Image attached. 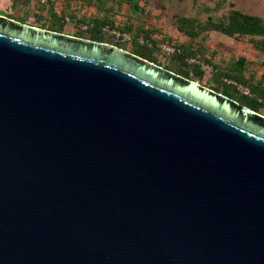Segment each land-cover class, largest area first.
<instances>
[{
    "label": "water",
    "instance_id": "95a60500",
    "mask_svg": "<svg viewBox=\"0 0 264 264\" xmlns=\"http://www.w3.org/2000/svg\"><path fill=\"white\" fill-rule=\"evenodd\" d=\"M0 264H264V114L0 14Z\"/></svg>",
    "mask_w": 264,
    "mask_h": 264
},
{
    "label": "rangeland",
    "instance_id": "374dc122",
    "mask_svg": "<svg viewBox=\"0 0 264 264\" xmlns=\"http://www.w3.org/2000/svg\"><path fill=\"white\" fill-rule=\"evenodd\" d=\"M136 1L139 8L134 10L122 0H0V13L47 29L64 23L63 33L84 38L89 30H80L75 22L105 16L111 25L104 29V42L116 41L118 46L131 52L135 48L138 53L139 47H145L155 63L222 94L230 93L238 102L248 99L246 96L255 97L261 102L258 112L264 114V36L227 35L215 29L227 24L234 11L258 16L264 22V0ZM49 8L55 14L65 12L69 20L57 21ZM128 24L131 40H116L113 32L122 31V27L127 32ZM162 44L180 47L181 53H167ZM185 57L204 61L206 68Z\"/></svg>",
    "mask_w": 264,
    "mask_h": 264
},
{
    "label": "trees",
    "instance_id": "16d2710c",
    "mask_svg": "<svg viewBox=\"0 0 264 264\" xmlns=\"http://www.w3.org/2000/svg\"><path fill=\"white\" fill-rule=\"evenodd\" d=\"M96 1H100V0H96ZM127 1L130 3L132 9L136 10L139 8L136 0H127ZM48 10H50V12L53 13L54 16L57 17V21L59 19L61 21H66L65 17H68V15L65 12H63L61 14H55L53 12V10H51V8H49ZM0 14H3V15H6L8 17L13 18L12 16H9V15L4 14V13H0ZM68 19H69V17H68ZM227 19H228L227 24L219 26V27L216 26L215 29H219L222 33L227 34V35L238 34V35H244V36H255V35L264 36V22L258 16L245 14V13H242L239 11H234V12H231L229 14ZM87 21L92 23V27L89 29V36L87 38L92 39V40H97V41H104L103 40L104 29L102 27L105 25H108V26L111 25V24L107 23L108 19L105 16L104 17L98 16V17H94L92 20H87ZM82 22H84V21H82ZM63 26H64V23H61L60 25L55 23V25L49 29L61 31ZM125 27L131 33L132 27L129 24L126 25ZM122 31H123V27H122ZM112 43L115 45H119V42H116V41L112 42ZM135 43H136V41L134 42V44ZM178 48H180V47H178ZM134 49L132 51L133 53L138 54V55L154 62L155 58L151 55L150 50H148L147 48L139 47L138 48L140 51L139 53L134 51ZM180 51H181V49H180ZM180 53H178V54H180ZM197 74H198V76H201L202 72L198 71ZM183 75L188 78L187 75H185V74H183ZM261 92H262V95H264V90ZM223 94L229 95L230 93L229 94L223 93ZM229 97L233 98L230 95H229ZM243 97H245V96H243ZM246 97L248 99H246L244 101H240L239 104L248 106L249 108H251L255 111H258V106L261 104V102L257 101V99L255 97H249V96H246ZM233 99H235V98H233ZM248 100H250V101H248Z\"/></svg>",
    "mask_w": 264,
    "mask_h": 264
},
{
    "label": "built area",
    "instance_id": "2783aa9c",
    "mask_svg": "<svg viewBox=\"0 0 264 264\" xmlns=\"http://www.w3.org/2000/svg\"><path fill=\"white\" fill-rule=\"evenodd\" d=\"M42 2H46V0H41ZM65 20H69L68 17H65ZM75 24L77 25V27L80 29V30H89L91 27H92V23L91 22H88V21H84V22H75ZM119 30V29H118ZM113 34H115L116 36V40L120 41V42H124V41H128V40H131V35L126 32V31H117V32H113ZM141 42H143L142 40H140ZM162 48H164V50L167 51V53H180V48L178 47H175L173 45H165V44H162L161 45ZM185 59L188 61V62H195L196 64H198V66L201 68V69H205L206 68V63L204 61H198L194 58H191V57H185ZM243 93L244 94H249V92L246 90V89H243Z\"/></svg>",
    "mask_w": 264,
    "mask_h": 264
},
{
    "label": "crops",
    "instance_id": "0c3cea01",
    "mask_svg": "<svg viewBox=\"0 0 264 264\" xmlns=\"http://www.w3.org/2000/svg\"><path fill=\"white\" fill-rule=\"evenodd\" d=\"M123 1V4H127L128 6H129V8H131V5H130V3L127 1V0H122ZM17 20V19H16ZM64 26H66L65 24H64ZM63 26V27H64ZM108 25H105V26H103L102 28L103 29H105L106 27H107ZM119 29V28H118ZM121 29V28H120ZM119 29V30H120ZM56 31V30H55ZM123 31H125V30H123ZM60 32H62V30L60 31ZM128 32V31H127ZM129 34H130V32H128ZM74 35V34H73ZM131 35V34H130ZM77 36V35H76ZM87 38V37H86Z\"/></svg>",
    "mask_w": 264,
    "mask_h": 264
}]
</instances>
